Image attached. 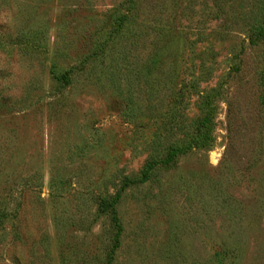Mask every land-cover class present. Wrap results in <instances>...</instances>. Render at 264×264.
I'll return each mask as SVG.
<instances>
[{
  "label": "rangeland",
  "instance_id": "obj_1",
  "mask_svg": "<svg viewBox=\"0 0 264 264\" xmlns=\"http://www.w3.org/2000/svg\"><path fill=\"white\" fill-rule=\"evenodd\" d=\"M263 20L264 0H0V264H107L100 198L205 95L209 148L121 193L113 264H264Z\"/></svg>",
  "mask_w": 264,
  "mask_h": 264
},
{
  "label": "trees",
  "instance_id": "obj_2",
  "mask_svg": "<svg viewBox=\"0 0 264 264\" xmlns=\"http://www.w3.org/2000/svg\"><path fill=\"white\" fill-rule=\"evenodd\" d=\"M264 36V20L258 25V36ZM214 97H209L205 95L200 101V108L203 115L198 119L193 126V131L187 137L180 141L178 145L170 146L165 156L161 159L151 158L147 161L137 178H127L125 177L122 186L113 196L108 198L102 197L99 200L98 208L99 211L104 214H108L110 221L113 224L114 229L112 244L107 255V264H113L114 254L116 249L119 247L120 234L122 232V227L119 221L118 213L116 210V203L119 200L121 193L131 185L143 184L150 180L153 172L156 168L161 166L168 167L176 157L182 155L186 151L193 150L195 148H209L211 140V132L213 129V119H214ZM13 211L10 209L8 211L6 206L0 205V232H4L6 229L5 223L11 219ZM15 215V213H13ZM21 231L17 228L11 230L10 234L12 237L18 239L22 236Z\"/></svg>",
  "mask_w": 264,
  "mask_h": 264
}]
</instances>
